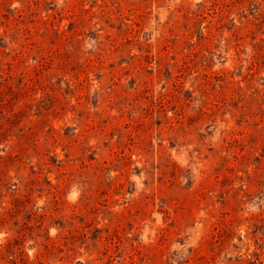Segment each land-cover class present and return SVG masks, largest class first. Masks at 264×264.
I'll return each instance as SVG.
<instances>
[{
	"label": "rangeland",
	"instance_id": "obj_1",
	"mask_svg": "<svg viewBox=\"0 0 264 264\" xmlns=\"http://www.w3.org/2000/svg\"><path fill=\"white\" fill-rule=\"evenodd\" d=\"M0 264H264V0H0Z\"/></svg>",
	"mask_w": 264,
	"mask_h": 264
}]
</instances>
